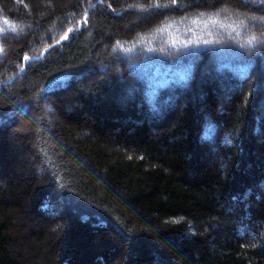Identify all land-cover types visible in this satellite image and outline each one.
I'll use <instances>...</instances> for the list:
<instances>
[{
	"label": "trees",
	"instance_id": "1",
	"mask_svg": "<svg viewBox=\"0 0 264 264\" xmlns=\"http://www.w3.org/2000/svg\"><path fill=\"white\" fill-rule=\"evenodd\" d=\"M2 141L0 264H264V0H0Z\"/></svg>",
	"mask_w": 264,
	"mask_h": 264
},
{
	"label": "rangeland",
	"instance_id": "2",
	"mask_svg": "<svg viewBox=\"0 0 264 264\" xmlns=\"http://www.w3.org/2000/svg\"><path fill=\"white\" fill-rule=\"evenodd\" d=\"M32 59V58H31ZM7 143H4V141H2V144L0 145V172L3 174V176L8 177V179H15L16 182H14V185L17 187L19 186L18 190H21L23 187L22 185H25L27 183V180L25 179V175H26V163L24 162V160L27 158V154L20 148L15 147L14 143L10 144L11 142L6 141ZM28 159V158H27ZM13 179V180H14ZM21 184L20 185H18ZM18 188V187H17ZM20 195V192H18ZM20 197V198H19ZM17 199L19 200L20 205H22L23 207H26L28 209V203L25 200V198H21L22 196H19ZM45 205H48L47 203H45ZM56 209H54V207H52V209H49V213H54ZM56 217V216H55ZM26 218L22 221H20L21 223V227L19 228V241L22 242V248L25 251L24 255H28V251H29V245L26 244L27 241H31V246L34 245V242L37 240L38 237V233L42 228H46L44 225L45 223L41 222L37 216H34L31 213L26 214ZM54 218V217H53ZM53 218H50L48 220H52ZM57 225H60V223H57ZM54 227V226H52ZM46 228L47 232L46 235H44V237L41 239L43 241V243L41 244V246H46L45 243L48 241V246L47 248H51V240H56L57 241V234L60 233V230H58V228ZM53 236V237H52ZM88 236H86L85 238H87ZM85 240V239H84ZM60 242V241H59ZM104 245L101 247L103 248ZM37 248H39L37 246ZM46 248V247H44ZM101 250V249H100ZM107 250V249H106ZM105 250V251H106ZM98 251V250H97ZM78 252V250H77ZM99 253V252H98ZM77 256V254H76ZM46 259H49L48 257H46ZM108 261L110 262L109 264H113L114 261L116 259H113V257L110 259L108 257Z\"/></svg>",
	"mask_w": 264,
	"mask_h": 264
},
{
	"label": "water",
	"instance_id": "3",
	"mask_svg": "<svg viewBox=\"0 0 264 264\" xmlns=\"http://www.w3.org/2000/svg\"><path fill=\"white\" fill-rule=\"evenodd\" d=\"M51 47H49V48H47L43 53H42V55H44L49 49H50ZM42 55H41V57H42ZM41 57H39L38 59H41ZM14 79V78H13Z\"/></svg>",
	"mask_w": 264,
	"mask_h": 264
}]
</instances>
